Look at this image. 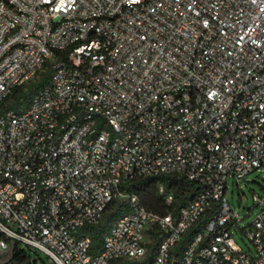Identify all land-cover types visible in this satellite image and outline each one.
Wrapping results in <instances>:
<instances>
[{
	"label": "built area",
	"instance_id": "1",
	"mask_svg": "<svg viewBox=\"0 0 264 264\" xmlns=\"http://www.w3.org/2000/svg\"><path fill=\"white\" fill-rule=\"evenodd\" d=\"M263 168L264 0H0L1 248L112 264L155 243L151 264H264V198L241 227L226 195L230 176ZM159 175L196 182V196L160 212L128 189ZM116 200L126 210L92 252L78 232Z\"/></svg>",
	"mask_w": 264,
	"mask_h": 264
},
{
	"label": "trees",
	"instance_id": "2",
	"mask_svg": "<svg viewBox=\"0 0 264 264\" xmlns=\"http://www.w3.org/2000/svg\"><path fill=\"white\" fill-rule=\"evenodd\" d=\"M51 78V68L48 66L46 70L41 72L39 77L30 82L25 87L17 89L12 96V106L19 108L21 104L25 106L29 104L33 95L42 87L49 83ZM159 183H163L167 192H173L175 196L172 205H166L164 197L158 192ZM199 186L196 182L186 180L184 178H177L175 176H150L146 178L136 179L128 185V189L137 192L142 197L144 203L152 210L160 212H169L175 210L177 212L181 206L188 204L197 194ZM125 204L123 200H116L110 204L104 213L103 219L99 224L87 225L81 228L78 232L80 236L88 235L92 239V252H97L101 249L105 235L109 232L114 222L125 212ZM210 217L207 212L202 222L194 226L185 236L180 244V247L174 252V256L178 257L185 243L191 236L201 227V224L206 222ZM153 232V231H152ZM155 233V232H153ZM155 235V234H154ZM0 238H5L4 234L0 232ZM13 255L11 260L19 264H27L30 258H34L30 247H22L17 242L13 243ZM156 244L153 243L148 255L141 261H132L126 259H119L112 262V264H151L154 258V249ZM36 252V251H34ZM38 253V252H37ZM40 264V262H39Z\"/></svg>",
	"mask_w": 264,
	"mask_h": 264
},
{
	"label": "rangeland",
	"instance_id": "3",
	"mask_svg": "<svg viewBox=\"0 0 264 264\" xmlns=\"http://www.w3.org/2000/svg\"><path fill=\"white\" fill-rule=\"evenodd\" d=\"M229 186L227 189V197L232 209L240 214L239 225L241 227L248 225L259 214L263 205L259 204L258 199L264 198V168L255 170L239 182L230 176ZM235 239L240 246L248 251L255 252L256 247L252 244L249 238L245 237L237 227H233ZM148 241H154V237L148 234ZM21 245V244H20ZM22 246V245H21ZM23 247V246H22ZM13 244L11 243L7 249L0 247V264H19L11 260L13 255ZM33 257L30 258L27 264H54L50 258L42 251H32Z\"/></svg>",
	"mask_w": 264,
	"mask_h": 264
},
{
	"label": "water",
	"instance_id": "4",
	"mask_svg": "<svg viewBox=\"0 0 264 264\" xmlns=\"http://www.w3.org/2000/svg\"><path fill=\"white\" fill-rule=\"evenodd\" d=\"M174 264H178V262H175Z\"/></svg>",
	"mask_w": 264,
	"mask_h": 264
}]
</instances>
